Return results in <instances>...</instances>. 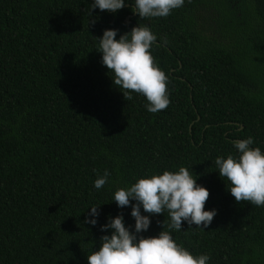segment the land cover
Listing matches in <instances>:
<instances>
[{
	"label": "trees",
	"instance_id": "trees-1",
	"mask_svg": "<svg viewBox=\"0 0 264 264\" xmlns=\"http://www.w3.org/2000/svg\"><path fill=\"white\" fill-rule=\"evenodd\" d=\"M92 2L0 0V264H88L107 217L134 226L114 192L181 166L217 214L206 229L182 222L173 239L208 264H264V207L235 201L215 165L249 136L264 153V0H185L144 19L131 0L90 15ZM139 24L157 36L150 51L169 78L158 113L124 97L96 50L105 29L119 39ZM91 206L96 226L84 223ZM150 218L144 237L169 230L167 211Z\"/></svg>",
	"mask_w": 264,
	"mask_h": 264
},
{
	"label": "clouds",
	"instance_id": "clouds-1",
	"mask_svg": "<svg viewBox=\"0 0 264 264\" xmlns=\"http://www.w3.org/2000/svg\"><path fill=\"white\" fill-rule=\"evenodd\" d=\"M127 0H93L88 5L92 10L117 12ZM132 11L141 18L167 17L175 9L184 6L185 0H131ZM118 29H105L99 42L98 52L102 54L101 64L113 73L114 85L125 90L124 97L131 99L132 92L144 96L146 110L158 113L170 104L166 73L155 63L151 49L157 36L148 26H135L131 31L116 39ZM167 43V40H165ZM158 46V45H157ZM237 150L235 155L218 156L215 165L220 177L229 182L227 187L235 201H247L251 205L264 207V153L259 147H250L253 137L230 141ZM111 173L106 169L94 180V187L100 190L109 182ZM209 190L197 183L186 167L176 171L146 174L130 186L118 188L112 201L118 208L131 207L133 225H125L123 214L107 217V223L100 226L102 232L100 247L87 256L88 264H208V254L193 255L179 245L171 230L180 231L182 222L206 229L217 214L216 209L205 210ZM135 201V203H131ZM84 223L96 226L100 206L88 208ZM143 209L144 215L141 212ZM167 211L170 218L169 230H162L155 236L144 237L148 231L151 216ZM134 227V230H133Z\"/></svg>",
	"mask_w": 264,
	"mask_h": 264
},
{
	"label": "water",
	"instance_id": "water-1",
	"mask_svg": "<svg viewBox=\"0 0 264 264\" xmlns=\"http://www.w3.org/2000/svg\"><path fill=\"white\" fill-rule=\"evenodd\" d=\"M130 18H131V17L127 18V22H130Z\"/></svg>",
	"mask_w": 264,
	"mask_h": 264
}]
</instances>
